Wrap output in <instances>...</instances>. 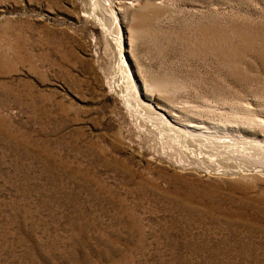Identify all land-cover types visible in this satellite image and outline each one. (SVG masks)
<instances>
[{
  "label": "rangeland",
  "instance_id": "374dc122",
  "mask_svg": "<svg viewBox=\"0 0 264 264\" xmlns=\"http://www.w3.org/2000/svg\"><path fill=\"white\" fill-rule=\"evenodd\" d=\"M0 264H264V0H0Z\"/></svg>",
  "mask_w": 264,
  "mask_h": 264
},
{
  "label": "bare ground",
  "instance_id": "6f19581e",
  "mask_svg": "<svg viewBox=\"0 0 264 264\" xmlns=\"http://www.w3.org/2000/svg\"><path fill=\"white\" fill-rule=\"evenodd\" d=\"M115 20L113 19V23L115 24V26H116V28L118 29V32H119L117 34L116 39H114L115 42H116V44H117L118 52H119V60H118L119 63H120L119 69L123 72V75L125 74L126 77L128 78V80H127L128 83L125 86V88L121 89V94H123L122 95V98H123L124 101H128L129 103L130 102H133L136 105V101L138 99L137 98L138 97V92H137V89L135 87V83H134V79H133L132 73L129 70V67H128L127 62H126L125 57H124V54H125V48H124L125 40H124L123 35L120 32L121 29L118 26L119 24H116ZM122 72H121V75H122ZM121 86H123V85H121ZM153 107H154V105H153ZM156 108H159V107H156ZM153 110H154V108H153ZM152 118L155 119V120H157L168 131H170V132L172 131V133L175 132V134L172 135L171 137L172 138L174 137L173 139H175L176 141H179V142L181 141L185 145L192 144V143L193 144L198 143V144H200L202 146H206V148H208L210 150L211 149L213 150L217 146L222 145L221 142H216L213 139H210L209 137L207 138L205 135H203L204 133H206L205 132V126H204L205 122L204 121H194L191 124L175 126L177 124H174V121L171 118V116L167 115L166 112H163V111L160 112V110H154V113L152 115ZM158 122H156V123H158ZM178 135L180 136V138L182 137L181 140L178 139L179 138ZM251 146H257V144L256 143H252ZM221 148H222V151H223V147H221ZM216 149H218V148H216ZM224 149H225V147H224ZM242 156H243V154H242Z\"/></svg>",
  "mask_w": 264,
  "mask_h": 264
}]
</instances>
